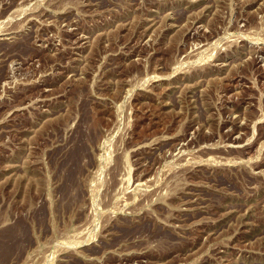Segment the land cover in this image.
Returning <instances> with one entry per match:
<instances>
[{
  "label": "rangeland",
  "instance_id": "rangeland-1",
  "mask_svg": "<svg viewBox=\"0 0 264 264\" xmlns=\"http://www.w3.org/2000/svg\"><path fill=\"white\" fill-rule=\"evenodd\" d=\"M0 264H264V0H0Z\"/></svg>",
  "mask_w": 264,
  "mask_h": 264
},
{
  "label": "bare ground",
  "instance_id": "bare-ground-1",
  "mask_svg": "<svg viewBox=\"0 0 264 264\" xmlns=\"http://www.w3.org/2000/svg\"><path fill=\"white\" fill-rule=\"evenodd\" d=\"M24 232H25V231L22 229V230H21V233H24ZM10 235H11V234H10ZM12 236H13V235H12ZM12 239H13V238H12Z\"/></svg>",
  "mask_w": 264,
  "mask_h": 264
}]
</instances>
